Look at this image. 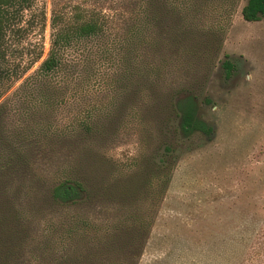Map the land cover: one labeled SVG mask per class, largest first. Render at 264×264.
Returning <instances> with one entry per match:
<instances>
[{
    "label": "rangeland",
    "instance_id": "obj_1",
    "mask_svg": "<svg viewBox=\"0 0 264 264\" xmlns=\"http://www.w3.org/2000/svg\"><path fill=\"white\" fill-rule=\"evenodd\" d=\"M247 1L0 0V139L43 114L53 132L17 133L24 194L0 170V264H264V17ZM77 11L103 32L68 48L66 82L36 84L53 15ZM190 101L211 134L183 131ZM69 175L84 195L54 202Z\"/></svg>",
    "mask_w": 264,
    "mask_h": 264
},
{
    "label": "trees",
    "instance_id": "obj_2",
    "mask_svg": "<svg viewBox=\"0 0 264 264\" xmlns=\"http://www.w3.org/2000/svg\"><path fill=\"white\" fill-rule=\"evenodd\" d=\"M242 14L247 21H259L264 17V0H248L242 8ZM104 15L99 13H91L83 15L80 12L74 13L71 17H59L54 14L51 21L53 29L51 35V46L48 56L41 62L39 68L29 76L30 79H35L36 84L40 82H48L47 88L54 89L56 86L66 82V77L61 75L64 72L66 64L67 50L74 45L78 40L84 37H94L101 34L104 30L102 18ZM226 71V76H231L235 65L226 60L223 63ZM53 76L55 80L47 79ZM57 105L51 103V105ZM10 102L0 105V120L10 114ZM182 129L186 134L196 130L202 131L205 134H211L213 129L206 122L196 116L193 102H187L181 110ZM51 114H43L41 121L37 122L36 129L32 132L30 129L31 122L19 121L11 130L8 128L2 133H14L11 135H3L0 139V170L2 173L15 175L17 182L12 185V195L24 194V185L21 184L20 178L24 169L31 165V156L29 146L32 142L31 138L17 133H53L48 131L46 118ZM31 118V117H29ZM91 118V117H90ZM90 118L83 115L77 118L83 132L91 130ZM1 133V132H0ZM38 139V138H35ZM39 141V139H38ZM86 187L84 182L75 175H69L60 178L52 186L49 192V197L54 202L70 203L76 202L82 198ZM20 210L12 211L8 216L5 215L1 220L18 221Z\"/></svg>",
    "mask_w": 264,
    "mask_h": 264
}]
</instances>
